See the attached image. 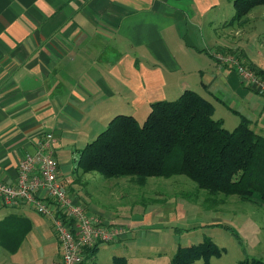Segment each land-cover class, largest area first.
<instances>
[{"label": "crops", "instance_id": "1", "mask_svg": "<svg viewBox=\"0 0 264 264\" xmlns=\"http://www.w3.org/2000/svg\"><path fill=\"white\" fill-rule=\"evenodd\" d=\"M232 4L0 0V181L15 184L20 160L52 133L60 180L74 194L79 177L64 176L75 172L80 150L113 117L149 114L151 104L185 90L207 100L226 130L244 119L264 136V94L246 88L212 57L236 54L264 79V6L236 21ZM35 215L50 220L26 204L6 206L0 200V264L2 248L10 264H25L34 250L30 236L46 229ZM127 224L129 233L146 222ZM21 252L26 258H19ZM94 257L86 256L88 264H97ZM59 261L60 255L46 264Z\"/></svg>", "mask_w": 264, "mask_h": 264}, {"label": "trees", "instance_id": "2", "mask_svg": "<svg viewBox=\"0 0 264 264\" xmlns=\"http://www.w3.org/2000/svg\"><path fill=\"white\" fill-rule=\"evenodd\" d=\"M234 20L243 19L264 0H233ZM257 73L260 71L252 68ZM259 76L263 79L262 73ZM75 172L104 178L132 179L144 186L149 178L184 176L197 191L236 196L264 205V136L247 120L232 131L213 118V106L198 93L185 90L174 101H158L140 125L129 115H116L105 130L79 152ZM98 246L85 252L91 260ZM218 250L207 242L178 249L170 264L206 262ZM238 264H264L246 259Z\"/></svg>", "mask_w": 264, "mask_h": 264}, {"label": "rangeland", "instance_id": "3", "mask_svg": "<svg viewBox=\"0 0 264 264\" xmlns=\"http://www.w3.org/2000/svg\"><path fill=\"white\" fill-rule=\"evenodd\" d=\"M245 87L256 92L247 85ZM147 116L148 112L144 111L142 116L134 118L142 125ZM75 176L80 179L73 189L75 199L88 211L125 226L127 222H146V225L132 228L120 241L100 244L94 263L170 264L178 249L206 245L207 242L219 254L210 256L208 262L201 257L191 264H238L246 259L264 262L263 204L236 196L208 195L206 191H197L195 184L184 176L149 178L144 186L129 178L108 179L98 173L69 172L64 177ZM92 176L99 178L98 183L92 181ZM74 194L71 192L70 195L74 197ZM35 218L42 219L46 229L43 234L34 232L30 236L34 250L27 253L29 257L25 264H46L48 258L57 259L61 251L51 221L38 215ZM3 253L2 262L10 264L4 248ZM20 254L19 258H26L25 254Z\"/></svg>", "mask_w": 264, "mask_h": 264}, {"label": "built area", "instance_id": "4", "mask_svg": "<svg viewBox=\"0 0 264 264\" xmlns=\"http://www.w3.org/2000/svg\"><path fill=\"white\" fill-rule=\"evenodd\" d=\"M214 54L219 65L237 72L244 86L264 94V79L243 65L236 54ZM55 142L54 135L46 133L37 151L20 160L15 184L0 181V200L6 206L26 204L51 220L61 251L59 264H88L86 251L122 238L128 226L88 211L67 192L58 173Z\"/></svg>", "mask_w": 264, "mask_h": 264}]
</instances>
